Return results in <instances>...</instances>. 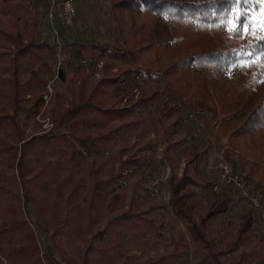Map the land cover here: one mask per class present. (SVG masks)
<instances>
[{"label":"trees","instance_id":"obj_1","mask_svg":"<svg viewBox=\"0 0 264 264\" xmlns=\"http://www.w3.org/2000/svg\"><path fill=\"white\" fill-rule=\"evenodd\" d=\"M3 1H22L23 4L28 2ZM109 1L113 2L119 43L83 46L82 49L93 57L92 59L103 60L107 66L105 72L111 71L114 64H124L127 69L120 74L117 72L104 77L88 96L83 85V88L74 94L75 105L61 117L60 123L73 121L72 132L77 133L84 122L81 119L83 114L92 112L101 116L99 124L95 126V134L89 142L97 146V151L105 152L107 142L121 139L125 146L134 136L145 135L144 115L153 105L159 103L161 112L157 117V126L161 142L146 140L143 148H160L164 143L166 160L171 169L167 180L169 198L167 203L156 201L148 206L140 203L142 195L136 187L122 188L119 198L121 202L129 198L128 211L113 213L105 229L92 237L91 244L82 252V256H78L77 260L67 259V264H117L115 255L109 253V244L114 248L119 244L115 236L118 233H129L138 246L148 245L144 238L165 227V222L158 223L153 214L167 209L168 206L177 218L186 223L188 236L202 264H224L223 260L230 255H233L230 264H242L248 254L239 251L255 234V213L248 211L233 222L230 218L231 205L234 202L232 198L212 191L204 201L195 199V193L189 190V187L200 184L198 179L201 171L198 165L201 153L189 155L181 174L178 172L176 157V153L186 146V139L180 136L186 116L177 115L178 107L170 102H160L161 91L154 90L147 83L149 80L156 83L158 78L166 81L179 97L208 113L213 121L221 123L222 131L230 134L232 145L242 153V167L250 168L251 176L247 179L251 188L257 191L260 182L254 181L252 176L256 175L261 181L264 177V93L257 88L264 80V35L259 32L253 36L250 30L248 35H240L238 33L243 30L238 22L245 13L249 14L250 22L251 16L261 8L260 0ZM30 5L35 13L33 5ZM21 11L10 7L6 13L21 15ZM232 23H237V27L230 31ZM32 28L28 27V30ZM19 34L17 32V35H13L0 28V112L9 104L15 111L13 116L0 113V137L3 136L7 140L22 136L17 122V100L22 89L28 94L38 92L39 77H52L55 74L52 65L42 57L48 48L47 43L31 41L13 54L2 50L21 43ZM197 42H200L201 46H195ZM169 54L175 57L169 66L163 67L164 59ZM240 62H244V68L250 70L249 77H245L234 87L233 95L229 96L227 93L228 96L223 95L224 99H220L218 93L215 96L213 87L220 85L221 77ZM20 68L24 69L28 77L23 84L16 81ZM2 74H11V77L5 79ZM241 75H244L243 72ZM57 76L65 80L64 69L58 70ZM118 99H125L128 106L117 107L114 102ZM36 107L37 105L34 110ZM34 110L30 109L29 112ZM121 120H125V123L108 134L104 133L107 124ZM4 121H13L15 131L4 133ZM66 139L68 138L63 136L46 141L45 138L35 137L21 145L20 149H16L20 150L18 180L20 186L25 189L26 198L23 201L22 196L14 192L11 178L0 175V199L5 196L12 197L10 203L2 204L0 201V223L3 231L18 225L20 219L28 212L25 205L33 197L29 186L34 182V178L46 171L45 166H36L38 158L53 160L48 174L60 169L71 170L81 165L84 158L78 154L73 155L65 147ZM83 144L88 145L87 142ZM124 148L120 150L121 156L126 152V147ZM134 156L135 154L130 152L122 161L118 178L127 180L125 172L137 169L140 161L133 159ZM73 159L77 161L75 164H72ZM110 160L112 159L102 162L100 168L104 169ZM38 169L37 174L33 176ZM112 182L114 177L103 182L102 189L106 190ZM208 185L213 186L211 183ZM227 187L238 193L232 187ZM68 217L58 221L55 212L52 215L57 226L55 234L51 236L53 241H56L60 234H64L65 226L73 221ZM72 233H69L64 244L72 246L70 243L76 241V238L71 239ZM107 238L110 239L109 244L101 243L102 239ZM185 240V235L173 240L174 251L155 259L145 258L147 251H144L142 257L132 264H181L187 256ZM166 250L169 248L166 247ZM45 259L47 264H54L52 254H46Z\"/></svg>","mask_w":264,"mask_h":264},{"label":"rangeland","instance_id":"obj_2","mask_svg":"<svg viewBox=\"0 0 264 264\" xmlns=\"http://www.w3.org/2000/svg\"><path fill=\"white\" fill-rule=\"evenodd\" d=\"M27 1L23 4L22 1L4 3L0 0V28L13 35L19 32L21 38L18 36V39H22L18 45H10L2 50L13 54L31 41L47 43L48 48L42 57L52 65L55 74L52 77H39L38 92L28 94L22 89L17 100L19 109L17 122L22 136H15L12 140L0 137V175L12 179L14 192L19 193L24 201L26 192L20 186L17 174L20 150L16 149H20L21 145L35 137H42L47 141L53 137L66 136L68 139H66L65 147L73 155H81L84 160L80 166L71 170L60 169L48 174V171H51L53 160L43 157L37 159L36 166H45L46 171L44 174H39V172V176L34 178V182L29 186L33 197L25 205L28 212L15 227L3 231L0 223V264H47L45 258L48 253L52 254L54 264H67V259L77 260L78 256H82V252L91 244L92 237L105 229L113 213L128 211L129 198L123 202L119 198V191L122 188L136 187L142 195L139 201L145 205L151 206L156 201L167 203L169 198L167 180L171 169L166 160L164 143L160 148L152 146L143 148L146 140L161 142L157 126V117L161 112L159 103L153 105L144 115L145 135L134 136L125 146L121 139L107 142L105 152L97 151V146L89 142L95 134V126L99 124L101 116L92 112L83 114L81 119L84 122L77 133L72 132L73 121L60 123L61 117L65 116L67 111L75 105L74 94L80 91L83 85L86 96H88L89 92L104 77L117 72L120 74L127 69L124 64H114L111 71L105 72L107 66L104 61L92 59L93 57L91 58L82 49L83 46L119 43L112 9L113 2L75 0L77 16L73 25L67 27L61 24L58 18L54 20L49 18L51 0ZM54 1L62 2L63 0ZM29 2L33 5L36 14L33 13ZM260 3V10L253 15L258 19L264 11V0H260ZM10 7L21 9V15L6 13ZM249 23L251 26L253 21L250 20ZM28 27L33 28L28 30ZM250 33H252L251 29ZM262 33L264 35V32ZM195 46L199 47L201 43L197 42ZM174 57L175 55L171 54L165 57L163 67L169 66ZM244 65V62L236 64L221 77L220 85L212 89L216 91L215 96L218 93L219 98L224 99L223 95L227 93L229 96L233 95L234 87L245 77H249L250 70L244 68ZM60 69L66 72L65 80L57 76ZM2 77L8 79L11 74H2ZM27 78V73L20 68L16 81L23 84ZM147 85L154 90L161 91L160 102H170L171 105L178 107L177 115L186 116L180 132V136L186 139V146L176 153L179 174L191 153H201L198 165L201 171L198 179L200 184L190 186L189 190L195 193L197 201H204L212 191L232 198L234 202L231 205L230 218L233 222L248 211H253L256 217L255 234L252 240L242 245L239 252L248 254L242 264H264V177L261 181L256 175L252 176L254 181L260 182V188L254 191L260 199L261 207L255 208L219 179L217 158L223 144H228L229 156L237 169L245 173L247 177L251 176L250 168L242 167L243 164L240 161L242 153L232 145L230 134L222 131L221 123L213 121L208 113L179 97L166 81L158 78L156 83L149 80ZM257 88L264 93V80L258 84ZM114 103L117 107L128 106L125 99L115 100ZM9 105L4 106V111L0 113L13 116L15 111ZM35 105L37 107L34 110ZM30 109L34 111L30 113ZM122 123H125V120L107 124L108 127L104 133H110ZM3 125L4 133L10 134L15 131L13 121H4ZM83 142H87L88 145H84ZM124 147H126V152H123L121 156L120 150L125 149ZM130 152L135 154L133 159L140 161V164L137 169L125 172L127 180L120 179L118 174L121 163ZM109 159L112 160L104 169H101V163ZM76 162L72 160V164ZM38 171L39 169L33 176ZM110 177H114V182L106 190L102 189L103 182L109 180ZM209 183L213 186H209ZM0 201L2 204L10 203L12 197L5 196ZM54 212L58 221L68 216L69 219H73L65 226L64 234L56 237V241L51 238L57 228L56 221L52 219ZM153 217L158 219V223L165 222V227L155 234L147 235L144 238L145 242L148 241L146 246H138L137 241L129 233H118L115 236L119 242L116 248L109 244V238L101 240V243L109 244L111 249L109 253L115 255L117 264H132L142 257L144 251H147L145 258L155 259L157 256L168 255L175 249L172 241L178 240L181 235H185L187 247L186 259L181 264H202L188 236L186 223L177 218L169 206L167 209L156 211ZM69 233L73 234L71 239L76 238V241L70 243L72 246L64 244L68 240ZM166 247L169 250H166ZM232 257L233 255H230L225 258L224 264H230L233 261Z\"/></svg>","mask_w":264,"mask_h":264},{"label":"built area","instance_id":"obj_3","mask_svg":"<svg viewBox=\"0 0 264 264\" xmlns=\"http://www.w3.org/2000/svg\"><path fill=\"white\" fill-rule=\"evenodd\" d=\"M51 1L52 4L48 11L49 18L51 20L58 18L64 26H72L77 16L74 4L75 0H63L62 2ZM217 163L220 181L225 183L226 186L235 189L242 199L251 203L255 208H260V199L257 193L251 188L247 175L237 169L234 161L229 156L228 144H223L220 149Z\"/></svg>","mask_w":264,"mask_h":264},{"label":"snow or ice","instance_id":"obj_4","mask_svg":"<svg viewBox=\"0 0 264 264\" xmlns=\"http://www.w3.org/2000/svg\"><path fill=\"white\" fill-rule=\"evenodd\" d=\"M251 20L253 21L251 25V32L252 35L255 36L257 31L264 32V11L261 12L260 18L258 19L256 16H251ZM239 27L243 30L242 32L238 33L240 35H248L250 30L249 25V14L245 13L240 19H239ZM237 27V23H232L229 30Z\"/></svg>","mask_w":264,"mask_h":264}]
</instances>
